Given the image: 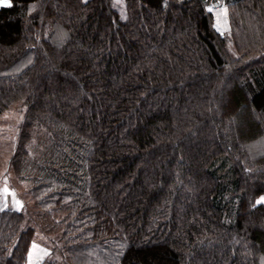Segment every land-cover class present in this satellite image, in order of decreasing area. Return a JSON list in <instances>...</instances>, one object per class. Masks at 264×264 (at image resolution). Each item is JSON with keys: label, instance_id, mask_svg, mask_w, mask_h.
<instances>
[{"label": "trees", "instance_id": "obj_1", "mask_svg": "<svg viewBox=\"0 0 264 264\" xmlns=\"http://www.w3.org/2000/svg\"><path fill=\"white\" fill-rule=\"evenodd\" d=\"M207 1L0 5V118L25 108L10 164L39 215L67 212L41 223L42 264H263L264 0H227L229 36ZM26 216L0 211V264H29Z\"/></svg>", "mask_w": 264, "mask_h": 264}, {"label": "rangeland", "instance_id": "obj_2", "mask_svg": "<svg viewBox=\"0 0 264 264\" xmlns=\"http://www.w3.org/2000/svg\"><path fill=\"white\" fill-rule=\"evenodd\" d=\"M116 2H118L117 4H124V0H116ZM207 9H212L210 12L213 14L216 29H219L218 31L223 35L229 36L230 26L227 0H208ZM224 9H227L226 16L224 15ZM60 34L62 35V32L59 31L56 37L59 38ZM228 46L229 50L236 52L232 42H229ZM24 109V107L11 108L0 118V206H4V202L7 201L8 207L24 210L27 213L26 217H31L32 224L37 227V234L29 252V264H42L43 260L51 255V248H53L52 239L56 235V233L47 232L45 227H49L54 219H64L67 212L65 210H55L53 214L44 212L46 216L39 215L37 212L39 207L36 206L30 194L31 182L28 179L19 178L10 164L24 118ZM32 137L31 144L28 146L30 154L39 155L48 144L46 130L36 127ZM250 146L257 153L261 151L264 153V138L252 142ZM5 188L8 189L7 194L3 191ZM260 201L264 202V197H261ZM54 255L55 257H60L58 252ZM262 263L264 264V258H262Z\"/></svg>", "mask_w": 264, "mask_h": 264}, {"label": "snow or ice", "instance_id": "obj_3", "mask_svg": "<svg viewBox=\"0 0 264 264\" xmlns=\"http://www.w3.org/2000/svg\"><path fill=\"white\" fill-rule=\"evenodd\" d=\"M8 6H10V5H8ZM209 11H212V9H209ZM224 15H225V16L227 15V9H224ZM218 23H219V22H218ZM218 30H219V29H218ZM3 191H4L5 194L8 193V189H6V188H5ZM13 195H14V194H13ZM17 203H19V201H17ZM6 209H8L7 201L4 202V206H3V208H0V211H4V210H6Z\"/></svg>", "mask_w": 264, "mask_h": 264}, {"label": "crops", "instance_id": "obj_4", "mask_svg": "<svg viewBox=\"0 0 264 264\" xmlns=\"http://www.w3.org/2000/svg\"><path fill=\"white\" fill-rule=\"evenodd\" d=\"M10 0H0V5L9 4Z\"/></svg>", "mask_w": 264, "mask_h": 264}]
</instances>
